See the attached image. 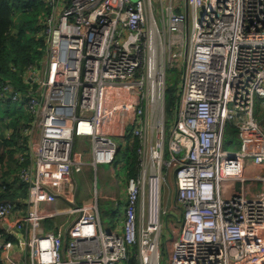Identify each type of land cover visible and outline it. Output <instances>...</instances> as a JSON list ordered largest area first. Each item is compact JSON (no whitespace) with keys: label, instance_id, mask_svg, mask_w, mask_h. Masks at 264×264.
Wrapping results in <instances>:
<instances>
[{"label":"built area","instance_id":"obj_1","mask_svg":"<svg viewBox=\"0 0 264 264\" xmlns=\"http://www.w3.org/2000/svg\"><path fill=\"white\" fill-rule=\"evenodd\" d=\"M47 2V70L27 102L37 147L20 172L27 197L0 200L3 261L129 264L135 246L138 264H161L173 172L182 228L168 264H264V0H185V13L174 0ZM169 67L182 76L167 141ZM228 123L240 150L224 147ZM128 139L136 163L112 228L98 198L76 203L74 178Z\"/></svg>","mask_w":264,"mask_h":264},{"label":"trees","instance_id":"obj_2","mask_svg":"<svg viewBox=\"0 0 264 264\" xmlns=\"http://www.w3.org/2000/svg\"><path fill=\"white\" fill-rule=\"evenodd\" d=\"M49 10L47 0H0V104L13 107V113L8 114V126L11 129L9 138L2 134L0 127L3 149L0 162L8 165L7 168L4 166L5 170L0 175V200L22 202L28 194L20 172L29 164L26 128L34 116L27 108V102L34 88L26 74L46 56L45 29ZM7 85L11 88L4 91ZM14 92L21 94V102L12 100ZM20 104L21 109L17 110ZM174 110L167 106V113L172 120ZM135 163L136 157H131L133 172ZM133 253L129 264H138L134 248Z\"/></svg>","mask_w":264,"mask_h":264},{"label":"rangeland","instance_id":"obj_3","mask_svg":"<svg viewBox=\"0 0 264 264\" xmlns=\"http://www.w3.org/2000/svg\"><path fill=\"white\" fill-rule=\"evenodd\" d=\"M167 1V0H165ZM175 7L178 12L185 13L186 12V6H185V0H174ZM155 6L158 7L157 10H159L160 5L155 2ZM157 17H160V12L158 11L156 13ZM39 22H42V19H39ZM42 26H44V22H42ZM47 70V61L46 56L44 59L40 61L37 65L33 66L31 68L30 72L26 74V78L33 77H42L46 74ZM181 76L182 72L178 67L173 68H167V92H166V101L168 108H171V110L175 109V98H177L179 85L181 83ZM6 114V113H5ZM7 116L2 115L0 118V123L2 126H4V118ZM168 122L166 127V137L167 141L169 138V129L171 127L170 123L172 121V117L168 115ZM127 122V121H126ZM125 122V123H126ZM121 131V127H120ZM120 131L117 132L115 137L117 139H120ZM123 131V130H122ZM10 134H8L7 138H9ZM38 141V139H37ZM23 142V141H22ZM2 142H0V145ZM82 145V144H81ZM245 145L241 133H238L236 128L228 123L225 129V136H224V147L227 150L236 151L243 148ZM90 144L86 143V145L81 146L82 150L89 151ZM3 152L2 147H0V153ZM25 154V153H24ZM131 148L125 147L119 150V153L117 155V158L115 162L110 165H103V172L99 171H93L92 175L90 174V180H93V193L94 187L96 185L95 182L100 183L103 177L107 178L108 184L110 182H113V187L116 189L117 193L122 192V195H126V185H127V173L128 170L131 169L130 163H131ZM14 159H17V157H14ZM10 165V163H9ZM4 166L7 168L8 165H2L0 162V175L2 172H4ZM84 174L78 175V198L77 201L80 202V197L84 195V187H85V181L83 178ZM77 193V192H76ZM121 194V193H120ZM93 195V194H92ZM177 192L175 190V182L173 178V172L169 173V177L167 179V182L164 184V190H163V206L165 209L168 210V215L164 216L163 218V231L161 235L160 245H161V264H168V257H169V251L171 252V247L173 244V240L177 237L178 233L181 231L182 223L179 222V216H177L178 209L175 207V200H176ZM80 205H82L80 203ZM124 208V201H121L118 199L115 203H99V213H100V220L103 225L108 224L112 228H115L117 225V218H120V215L123 212ZM181 217V216H180ZM54 226V224H53ZM134 251L136 253V248L134 246ZM131 254V258L133 257ZM137 258V256H136ZM122 264H127V262H122Z\"/></svg>","mask_w":264,"mask_h":264},{"label":"crops","instance_id":"obj_4","mask_svg":"<svg viewBox=\"0 0 264 264\" xmlns=\"http://www.w3.org/2000/svg\"><path fill=\"white\" fill-rule=\"evenodd\" d=\"M116 104H118V103H116ZM115 105V104H114ZM17 110H20L21 109V104L20 105H18L17 106V108H16ZM18 112H20V111H18ZM5 113L7 114V116L4 118V126H2L1 125V123H0V127H1V131H2V134H5L6 135V137L8 136V134H10V132H11V129L9 128V126H8V118H9V116H8V114H10V113H13V107H7V105L6 104H4V103H1L0 104V118L2 117V115L4 114L5 115ZM113 123H115V127L117 126V121H115V122H109V124L107 125V127H106V130L108 131V132H110L109 130H110V128H109V126L111 125V124H113ZM128 128L130 129V128H132V125L131 124H129V126H128ZM27 134V136H28V144H29V149L31 148V147H33L34 146V148H36L37 147V140L35 139L34 141H33V144L32 143H30V137H29V134L28 133H26ZM36 141V142H35ZM0 142H2V141H0ZM86 143L87 142H84V143H81L82 145H79L80 146V148H81V146H82V149H83V146L84 145H86ZM2 144V143H1ZM130 147L131 148V146H132V143H131V140H129L128 139V141L127 140H125V143H123V146H122V148H125V147ZM0 147H2V145H0ZM98 170L97 171H99L100 170V172H103V170H104V168H103V165H99L98 166V168H97ZM94 171V169L93 168H86L81 174H84V176H83V178H84V181H85V187H84V195H82V197H80V202L79 201H77V198H78V176H76L75 178H74V182H75V185H76V187H77V190H76V194H75V200H76V203L77 204H79L80 205V203L83 205V206H85V205H90V204H92V203H94L95 202V200H96V198H98V202L99 203H112V200H113V198H116L117 197V193H116V190H115V188L113 187V182H110L109 184H108V181L106 180L107 178H105V177H103L102 178V180L100 181V183H98V182H95L96 183V185H97V191H95V187H94V193H93V190H92V187H93V180H90V174L92 175V172ZM96 171V172H97ZM104 173V172H103ZM95 185V186H96ZM121 193V194H120ZM119 194H118V199H120L121 201H124V197L126 196L125 194H124V196L122 195V192H120ZM93 194V195H92ZM26 198V197H25ZM25 198H23L22 199V201L25 199ZM17 216L18 217H22V214L21 213H18L17 214ZM56 223L57 224H61L62 223V221H61V219H56ZM53 223L51 222V223H49V225H52ZM3 259L5 260V258H4V256L2 257V256H0V263H3V264H6L4 261H3Z\"/></svg>","mask_w":264,"mask_h":264}]
</instances>
